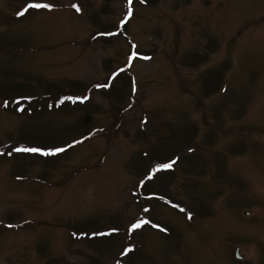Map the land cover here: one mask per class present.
Segmentation results:
<instances>
[{
  "label": "rangeland",
  "instance_id": "obj_1",
  "mask_svg": "<svg viewBox=\"0 0 264 264\" xmlns=\"http://www.w3.org/2000/svg\"><path fill=\"white\" fill-rule=\"evenodd\" d=\"M148 1L0 0V94H80L0 104V264H264V0ZM188 138L174 179L135 170Z\"/></svg>",
  "mask_w": 264,
  "mask_h": 264
},
{
  "label": "trees",
  "instance_id": "obj_2",
  "mask_svg": "<svg viewBox=\"0 0 264 264\" xmlns=\"http://www.w3.org/2000/svg\"><path fill=\"white\" fill-rule=\"evenodd\" d=\"M145 1H146L147 4H151L148 0H145ZM116 73H119V71L113 73L109 77V79H108L109 82H112L114 79H116L115 78L116 77ZM124 81H125V83L127 85L128 84L130 85V80L126 79ZM4 84L13 86V91H11V93L15 94V96L13 94L12 95H2V94H0V104H2V105H8L10 103L11 104L15 103L14 105H19L20 106L23 102L32 103V104L36 103V104L40 105V104H44L45 102H52L53 103V101H61V100L67 99V98H76L78 95H80L77 92H74V93H77V94H65V95L58 94L56 92L54 93V92H52L53 91L52 89H48V88L44 89V88H42L39 83H36V84L32 83V84H29V85L26 86L24 82L7 80V82H4ZM223 84L224 83L222 82V80L220 81V83H218V87H219L218 91L222 90ZM211 87H212V89H209L207 87L206 91L207 92H209V91L213 92L215 90V86H211ZM116 88L117 87L113 86L112 88L110 87L107 90L108 91L107 94L110 95V97L114 98V100H116V98H117V95L115 94V92L117 90ZM27 90H29V93H30L28 95H27V92H28ZM56 98H58V99H56ZM81 99H83V98H81ZM89 135L84 137L83 140L85 141ZM79 141L80 140H77V141L75 140V142L74 143L72 142V143L73 144H75V143L78 144ZM184 142L185 143H183V144L181 143V145H182L181 147L182 148L179 151H177L172 158L167 159V160H163V159H165V156H163L162 154L170 153V152L172 153L173 150L170 149L169 147L168 148L167 147H163L162 149L161 148L158 149L159 146L155 147L153 150L147 152V154H146L147 160L146 161H139L137 166L135 165L136 166L135 170H137L138 173L142 174V176L144 175V177H145L144 179H146L147 177H149L151 175V173H153L154 169H158L159 165L172 163V168H170L168 170L160 171L156 178H155V176L157 174L154 176L155 180L153 178H151L154 181L152 180L150 182H153V183L156 182L157 183L158 180H161L162 178H166V177H171L172 179H174V177H175V166L176 165H181L182 166L185 163L184 161H181L182 157L187 156L186 158H189V155H194L195 153H198V152H196L197 148H196V145L194 144V143H196V141H193V139H189L188 138ZM30 143L31 142H27V141L26 142H19L15 146H16V149L17 148H26V147H24L25 146L24 144H30ZM45 143L46 144H41V143H38V144L32 143V144L35 145V147L41 148L43 151H45L47 153L55 152L57 149L64 150L66 147H68L67 145H62V146H59V147H53L56 144H50V143H47V142H45ZM61 144H63V143H61ZM19 146H21V147H19ZM159 155H161L163 157H159ZM169 155H171V154H169ZM173 161H174V163H173ZM145 163H147V164H145ZM143 184L144 183L141 181V186H140L141 188L140 189H143L142 198H143L144 201H148V200L154 198V199H159V200L166 201L167 203L168 202H172V203H174L176 205H179V206L183 207V209H185L186 211L191 213V215H192V213L195 216L198 215L196 212L192 211L190 208H188L184 204H182V203L176 201L175 199H173L170 196V193L168 191H166L165 189H160L159 191H156V190H154V187L151 186L152 183L151 184H147L146 187H144ZM201 216H203V215H201ZM205 217H207V216H205ZM72 227H68V228L73 230V231H77L78 234H80V235H85V234H90V233L100 234V233L103 232V231H94L95 229L77 228V227H73L72 228ZM111 237H113L111 239V241L112 240L114 241L115 238L117 237V235H111Z\"/></svg>",
  "mask_w": 264,
  "mask_h": 264
},
{
  "label": "snow or ice",
  "instance_id": "obj_3",
  "mask_svg": "<svg viewBox=\"0 0 264 264\" xmlns=\"http://www.w3.org/2000/svg\"><path fill=\"white\" fill-rule=\"evenodd\" d=\"M51 5L49 4H42V3H32L28 5V8H33V9H49ZM79 10V9H77ZM27 11V8L24 10ZM20 15H23L24 13L21 12L19 13ZM17 152H30V153H41L43 155H48L49 153L43 151L41 148L38 147H31V148H17L15 149ZM57 152L63 151L62 149H57ZM174 163V161H173ZM172 168V163H167V164H161L158 166V169H170ZM191 217H189L190 219ZM141 225L140 224H135L133 225V228H139Z\"/></svg>",
  "mask_w": 264,
  "mask_h": 264
},
{
  "label": "water",
  "instance_id": "obj_4",
  "mask_svg": "<svg viewBox=\"0 0 264 264\" xmlns=\"http://www.w3.org/2000/svg\"><path fill=\"white\" fill-rule=\"evenodd\" d=\"M248 215H249V213H248ZM235 256H236V258H237L238 260H242V259H243V258L241 257L240 249H239V248L236 250V254H235Z\"/></svg>",
  "mask_w": 264,
  "mask_h": 264
}]
</instances>
